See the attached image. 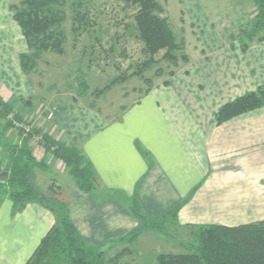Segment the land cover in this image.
<instances>
[{
	"label": "crops",
	"instance_id": "obj_1",
	"mask_svg": "<svg viewBox=\"0 0 264 264\" xmlns=\"http://www.w3.org/2000/svg\"><path fill=\"white\" fill-rule=\"evenodd\" d=\"M162 1L169 13L175 7L174 15L185 6V22L200 39L199 46L178 39L185 42L187 62L145 88L116 119L78 104L47 125L31 123L75 146L90 167L93 188L82 191L59 158L28 143L43 164L32 169V185L66 205L78 237L96 251L155 231L143 229L128 240L140 226L134 204L153 218L170 216L177 206L169 222L187 229L264 220V106L221 124L215 120L223 104L264 88V39H253L242 50L231 38L254 19L257 7L252 0ZM19 2L0 0V101L17 114L29 112L36 95L20 65L28 49L10 8ZM3 126L0 117V172L8 147L22 141L16 129L3 132ZM55 222L44 204L29 201L16 209L7 195H0V264H25ZM128 252L122 247L114 256Z\"/></svg>",
	"mask_w": 264,
	"mask_h": 264
},
{
	"label": "trees",
	"instance_id": "obj_2",
	"mask_svg": "<svg viewBox=\"0 0 264 264\" xmlns=\"http://www.w3.org/2000/svg\"><path fill=\"white\" fill-rule=\"evenodd\" d=\"M90 4L83 0H22L19 4L11 5L15 21L20 26L22 35L27 44L28 51L20 55L22 70L30 75L38 58L43 52L63 54V43L66 36L63 30V21L66 17L64 9L68 7L73 17L72 31L81 32L88 28L84 17L92 11L95 0ZM119 1V0H118ZM123 8L134 7L133 20L138 38L143 44V52L148 54L137 70L128 76L116 79L123 82L131 76L143 77V73L157 61L165 60L173 64L168 73L172 75L176 68L187 62L184 41L176 40L173 30L163 7L158 0H120ZM257 7L254 19L242 26L237 34L231 36L240 42L242 50H246L253 39H264V0H252ZM90 26V25H89ZM80 34V33H78ZM163 51L160 60L155 54ZM157 72H161L158 68ZM112 81L111 84L117 83ZM84 84V83H82ZM111 84L106 89L111 88ZM264 106V88L245 93L232 101L223 104L215 115L217 124H221L233 117ZM22 121V117L14 112L8 104L0 101V117L4 120L3 132L12 127L7 115ZM27 130L14 128L18 131L22 141L19 145H12L7 149V160L2 166L8 172V178L0 183V195L6 194L16 209L21 208L29 201H36L51 209L56 222L41 240L25 264H109L104 258L103 250L84 245L72 225L66 205L58 198H48L36 190L31 183L32 169L43 166L36 162L34 149L28 146L31 138L38 137L37 145L46 152H51L59 158L68 168L76 184L82 191L93 188V173L78 149L73 145L58 142L41 129L34 128L26 122ZM13 128V127H12ZM7 190H3V188ZM54 187L53 193L58 190ZM178 207L170 214L174 217ZM132 212L140 222L127 238L133 241L143 229L159 231L165 224L169 215L158 218L144 215L137 204L132 206ZM167 222V221H166ZM191 231L195 240L194 246L181 253H160L155 257V264H264V220L241 224L226 225H197Z\"/></svg>",
	"mask_w": 264,
	"mask_h": 264
},
{
	"label": "rangeland",
	"instance_id": "obj_3",
	"mask_svg": "<svg viewBox=\"0 0 264 264\" xmlns=\"http://www.w3.org/2000/svg\"><path fill=\"white\" fill-rule=\"evenodd\" d=\"M85 2L90 4V1L83 0L84 4ZM161 2L163 15L167 17L176 39L184 37L189 43L196 41L195 45L199 46L200 39L192 36L191 32L196 34L192 31V26L185 22L187 8L184 6L180 15H174L175 7L169 13L168 7L162 0ZM92 4V11L83 19L89 30L83 29L77 33L72 31L74 14L68 7L64 9L66 17L63 30L66 40L63 43V54L43 52L40 55L30 73L36 91L33 107L29 112L19 110L18 115L22 117V121L13 116L16 122H29L31 125L42 121L41 125H47L54 120L56 114L66 112L78 104L93 108L109 119H116L123 108L133 104L148 87L149 83L143 77L131 76L123 82L116 80L127 77L148 58L135 29L134 7L123 8L124 3L120 0H95ZM162 53L163 51H159L154 59L160 60ZM173 66L165 60L157 61L143 75L150 81V86H153L168 78V72L174 69ZM158 68L161 69L159 73ZM115 80L117 83L111 84ZM110 84L111 88L106 89ZM49 113H52L51 118H48ZM19 128L26 129L27 126ZM34 137L30 139V143L37 144ZM170 217L163 222L167 221L169 224H165L157 232L147 231L133 242L112 245L104 252V258L111 259L109 264H151L160 250L162 253L190 250L195 244L191 235L195 227L183 228L177 223L169 222L172 219ZM122 247H128L129 252L116 258L115 253Z\"/></svg>",
	"mask_w": 264,
	"mask_h": 264
},
{
	"label": "built area",
	"instance_id": "obj_4",
	"mask_svg": "<svg viewBox=\"0 0 264 264\" xmlns=\"http://www.w3.org/2000/svg\"><path fill=\"white\" fill-rule=\"evenodd\" d=\"M51 117H52V113H49L48 118H51ZM7 119L11 122L13 128H19V127L24 128V126L26 125L25 123H24L25 124L24 125L20 122H16V119H14L13 115H11V114L7 116ZM26 130H27V128H26ZM34 140L37 141L38 137H34Z\"/></svg>",
	"mask_w": 264,
	"mask_h": 264
},
{
	"label": "water",
	"instance_id": "obj_5",
	"mask_svg": "<svg viewBox=\"0 0 264 264\" xmlns=\"http://www.w3.org/2000/svg\"><path fill=\"white\" fill-rule=\"evenodd\" d=\"M8 178V172L7 171H1L0 172V183H3Z\"/></svg>",
	"mask_w": 264,
	"mask_h": 264
}]
</instances>
